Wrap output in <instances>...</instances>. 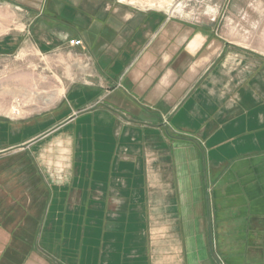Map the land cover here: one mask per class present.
Wrapping results in <instances>:
<instances>
[{
  "label": "crops",
  "instance_id": "crops-1",
  "mask_svg": "<svg viewBox=\"0 0 264 264\" xmlns=\"http://www.w3.org/2000/svg\"><path fill=\"white\" fill-rule=\"evenodd\" d=\"M30 24L90 65L52 110L0 116V264H264V56L121 0H44Z\"/></svg>",
  "mask_w": 264,
  "mask_h": 264
},
{
  "label": "rangeland",
  "instance_id": "rangeland-1",
  "mask_svg": "<svg viewBox=\"0 0 264 264\" xmlns=\"http://www.w3.org/2000/svg\"><path fill=\"white\" fill-rule=\"evenodd\" d=\"M44 0H0V42L12 35L22 45L3 54L0 50V116L21 118L35 116L52 110L64 95L71 82L83 75L87 63H78V53L70 49L56 50L41 55L35 45L34 30L30 27ZM140 7L164 8L171 16L182 20L213 24L217 34L239 44L240 48L264 56V0H121ZM39 30V29H38ZM18 44V43H17ZM10 53V54H9ZM88 182L94 177L87 175ZM98 181L108 182L109 164L104 160L103 169L95 175ZM70 205L68 221L76 247V234L84 222L73 220ZM97 229H107L108 221L94 222ZM45 220L42 227L45 226ZM86 225L91 226L90 222Z\"/></svg>",
  "mask_w": 264,
  "mask_h": 264
},
{
  "label": "built area",
  "instance_id": "built-area-1",
  "mask_svg": "<svg viewBox=\"0 0 264 264\" xmlns=\"http://www.w3.org/2000/svg\"><path fill=\"white\" fill-rule=\"evenodd\" d=\"M69 44L73 47H78L82 45V41L81 40H70Z\"/></svg>",
  "mask_w": 264,
  "mask_h": 264
}]
</instances>
